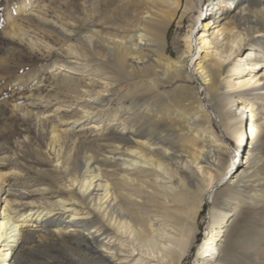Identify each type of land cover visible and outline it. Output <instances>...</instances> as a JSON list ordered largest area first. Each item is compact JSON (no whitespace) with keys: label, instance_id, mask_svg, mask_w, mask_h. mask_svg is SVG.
Returning <instances> with one entry per match:
<instances>
[{"label":"bare ground","instance_id":"6f19581e","mask_svg":"<svg viewBox=\"0 0 264 264\" xmlns=\"http://www.w3.org/2000/svg\"><path fill=\"white\" fill-rule=\"evenodd\" d=\"M43 1L23 0L8 11L9 46L33 33L29 40L47 54L79 62L54 61V97H38L52 107L39 117L43 138L49 128L47 152L0 105V190L9 183L0 193V264H180L206 198L197 251L205 258L194 264H264V0H208L214 15L202 10L205 0H81L82 16L55 12L61 30L15 20V12ZM180 9L179 21L190 12L193 18L183 51L173 56L167 30ZM198 22L204 30L194 37ZM194 73L205 82L204 103L189 85ZM96 79L99 86L90 88ZM59 93L73 95V113H61L73 102ZM24 113L33 116L32 109ZM116 120L121 129L108 130ZM157 169L175 178L177 192L154 195ZM97 233L118 242L103 243Z\"/></svg>","mask_w":264,"mask_h":264},{"label":"rangeland","instance_id":"374dc122","mask_svg":"<svg viewBox=\"0 0 264 264\" xmlns=\"http://www.w3.org/2000/svg\"><path fill=\"white\" fill-rule=\"evenodd\" d=\"M21 1L23 0H0V59H1L0 60V105L4 109V115L10 117V121L13 123L14 127L16 128H20V127L22 128L24 126L28 127V129L30 130V134L34 138V140L40 144V146L42 147V149L45 150V152H47L48 149L46 150L47 147H46L45 141L48 137L49 128L48 126H46V128L44 129L46 130L47 134H45V137L43 138V136L40 134V127L42 126L43 122L39 120V117L43 115V112L51 110L52 107H51V104L44 101V99L43 100L39 99L38 97L42 95L43 96L50 95V97H54L55 90L53 89V87L49 86L50 76H51L50 70L53 69L52 66H53L54 61L69 60V61H73L77 63L79 62V60L73 58V55H65L57 50H53L49 54H47L46 51L42 48V45L40 46L39 43L34 44L31 40H29L30 36L35 37L33 33H30V36L21 37V40L15 37L9 46L8 39L3 35L4 27L6 26V23L8 21L7 13L9 10L17 9ZM208 3H210V1L205 0L203 6L201 7L202 10L205 12L210 11L208 10V7H210ZM26 7H25L26 9L22 11V13L20 12L14 13L15 20L22 21L24 25L30 23L31 25H34V26L36 25L37 21H43L47 24V26L45 27L46 30L47 29L51 30V27H49V25L54 26L56 29L61 30L59 26V23H60L59 17H57L55 12L59 14L61 13L64 16L70 12H73L74 14H78L79 16H82L81 0H44L41 3H34L32 5L28 4ZM181 12H182V9L179 10L177 17L172 21V23L170 24L167 30L168 53H171V55L173 56H176L177 54L183 51L184 47H183L182 39L185 33L187 32V30L189 29V24L191 22V19L193 18V14L190 12L183 16L182 21H179ZM211 14L214 15L215 13H210V15ZM194 15H197V12ZM43 17H45V19H42ZM199 23L200 22H198L196 25L192 27V29L195 30L194 37L195 35L196 37H198L199 36L198 32L204 30V27L201 26ZM95 28L98 30L101 29L100 26H96ZM80 29L82 28H77V30H80ZM92 29L93 27H90V28L86 27L83 30L89 32ZM209 31L211 32L212 29H209ZM209 31L208 33H210ZM38 35L40 36L41 34H38ZM8 47L14 48L13 55H8V53H5V50ZM194 48L195 47L193 46V49L191 52L193 59L197 57V52L195 51ZM76 63L75 65L77 66ZM21 69H23V71H21ZM74 75L76 76V74ZM78 77L81 80V83L87 82L85 81L86 80L85 78H87L86 76L78 75ZM101 81L102 79L101 80L96 79L95 82L92 83V86H89V85L88 86L90 88H93L94 86L97 88ZM177 82L178 81L172 84H169L165 89L168 92H171V90H173L175 86L177 85ZM118 85H125V80L121 79ZM189 85L197 88L199 92V98L204 103V100L206 99L204 90H203V86L205 85L204 80H202V78L197 73H194V78L192 79V81L189 82ZM58 95L67 99L70 104L73 102L71 106H65L67 108H65V110L62 111L61 113H64L65 115L71 114L78 108V106H75V104H77L76 103L77 101L75 100L74 97H72L73 95L71 96L70 94H61V93H59ZM98 100L100 99L98 98ZM117 103H118V97L115 96L111 100L110 109H113L114 107H116ZM11 104H15L16 106V108L13 111H11L10 109ZM67 104L68 103H66V105ZM129 104H130V98L128 96H125L122 99L121 105L123 106V108H126L125 106ZM93 106H95V104ZM26 108L32 109L33 116L31 118H28L25 115L24 112ZM123 108L120 109L119 111L122 112L124 110ZM208 111L210 112L213 118L214 115L212 111L210 109H208ZM105 119L103 121H105ZM113 122L114 123L110 125L108 130H112V131H115L117 129L120 130L121 125L118 124V121L116 120ZM212 125H213V129L216 130L218 133H220L219 124L216 122L214 118L212 121ZM0 127L1 128L4 127L2 119L0 120ZM102 128L103 126H100V129L96 130L97 134L101 133ZM72 129H74V131H80V132L82 131L81 126H76V127H73ZM76 129H79V130H76ZM82 133H85V132H82ZM89 134L93 135L95 134V132L87 131L85 133V135L87 136H89ZM223 137L224 136H222V138ZM226 141L230 144V147L232 149L231 161L233 162L236 159V153L235 151H233L234 144L228 138H226ZM49 153H50L49 158H51L53 155L51 151H49ZM104 156L109 157L111 159H114L117 157L119 159L125 158L124 156H121V155L113 156L112 154H108V153H105ZM239 158L240 156L238 157V159ZM241 161H244V159H241ZM137 165H141V163L140 164L137 163ZM123 166H126V165H123ZM144 166L149 167L148 165H144ZM229 169L230 168H228V172L225 175V179H228L230 174L233 172L232 170H229ZM157 171H158V174H160V176L153 178L155 179V181H157L156 188L158 190V192H156L154 195L162 199L159 192L164 188H167L168 192H171L172 188L175 192H177L178 188L176 187L175 178L173 176L172 177L167 176L166 174L162 173L158 169ZM8 185L9 183L8 184L4 183L2 186V189L0 190V193L3 191H6V189L8 188ZM68 189H71V187H68ZM76 189L77 188L73 187V190H76ZM209 201H208V198L204 200L200 214L196 219L195 231H194V234L191 240L190 250L188 251L186 256L183 258L180 264H194L196 256L198 257L197 259L199 260L198 263H200L201 260L205 258V256L202 258H199V253H197V251L200 245H202L203 243L202 239L204 237V232L206 230V224L208 221V210L210 207ZM168 204L170 205L171 203L168 202ZM167 228L170 229L171 234L174 233V230L170 226H167ZM97 238L100 240H103V243L105 242L108 244L118 242L117 237H110L108 235L106 236L105 234H101V233H97ZM122 238L125 239V237H122ZM220 241L221 240H216L212 242L211 245L215 246ZM119 242L123 243L125 241H119ZM126 245H128V242H126ZM207 249H209V247H207ZM237 252L238 253L235 254V257L240 254L239 250ZM114 262H118V261H114ZM120 264H127V262L123 261ZM147 264H155V262H151Z\"/></svg>","mask_w":264,"mask_h":264},{"label":"snow or ice","instance_id":"6c2138e0","mask_svg":"<svg viewBox=\"0 0 264 264\" xmlns=\"http://www.w3.org/2000/svg\"><path fill=\"white\" fill-rule=\"evenodd\" d=\"M21 71H23V69H21Z\"/></svg>","mask_w":264,"mask_h":264}]
</instances>
